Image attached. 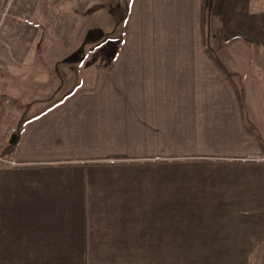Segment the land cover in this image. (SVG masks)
Listing matches in <instances>:
<instances>
[{
	"label": "crops",
	"instance_id": "0c3cea01",
	"mask_svg": "<svg viewBox=\"0 0 264 264\" xmlns=\"http://www.w3.org/2000/svg\"><path fill=\"white\" fill-rule=\"evenodd\" d=\"M128 5L111 60L32 102L1 159L0 264H264V140L220 56L264 20L236 0L213 48L207 0Z\"/></svg>",
	"mask_w": 264,
	"mask_h": 264
},
{
	"label": "rangeland",
	"instance_id": "374dc122",
	"mask_svg": "<svg viewBox=\"0 0 264 264\" xmlns=\"http://www.w3.org/2000/svg\"><path fill=\"white\" fill-rule=\"evenodd\" d=\"M129 1L0 0V83L7 87L5 91L0 88V95L8 96V101L0 104V163L6 158L4 147L10 145L23 120L25 106L50 98L55 90L63 98L76 83H82L79 78L84 71L111 60L123 35ZM215 1L217 4L207 0V14L214 28L212 35H216L211 46L219 48L229 44L219 31L236 0ZM249 2L252 8H247V18L264 20V0ZM214 3L213 13L210 8ZM252 24L248 38H233L241 47L250 45L254 51L250 58L228 51L220 56L230 64L232 73H241L234 75V81L241 90L248 123L264 140V22ZM259 29L263 31L257 32ZM233 52L243 50L239 47ZM248 62L253 70L244 77ZM6 73H11L12 80L6 81Z\"/></svg>",
	"mask_w": 264,
	"mask_h": 264
},
{
	"label": "trees",
	"instance_id": "16d2710c",
	"mask_svg": "<svg viewBox=\"0 0 264 264\" xmlns=\"http://www.w3.org/2000/svg\"><path fill=\"white\" fill-rule=\"evenodd\" d=\"M128 14H129V5L127 4L126 7V12H125V16H124V21L126 22L128 19ZM208 17V15H207ZM207 49L209 50V52H211V56L215 59V61L223 68L225 74L229 77L232 78V74L225 68V66H223L220 58L218 57V55L215 53V51H213V49L210 46H207ZM241 92V90H239ZM242 94V93H241ZM242 96V95H241ZM33 105V103L28 104L27 106H25V114L23 116V120L20 122V124L18 125V128L14 131L15 135H14V139L12 140V142L10 143V145H8L7 147H4V151H3V156L10 158L11 155L14 153V151L16 150V147L20 141V137H21V133H22V129H23V125L25 123V118H26V113L28 111V109ZM250 131H253L252 127H249ZM254 132V131H253ZM259 140H263L262 136H257ZM4 158V157H3Z\"/></svg>",
	"mask_w": 264,
	"mask_h": 264
}]
</instances>
